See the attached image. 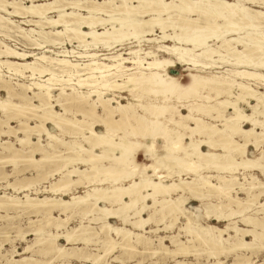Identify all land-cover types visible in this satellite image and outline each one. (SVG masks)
Here are the masks:
<instances>
[{"label":"bare ground","instance_id":"1","mask_svg":"<svg viewBox=\"0 0 264 264\" xmlns=\"http://www.w3.org/2000/svg\"><path fill=\"white\" fill-rule=\"evenodd\" d=\"M16 37L23 39V49L5 41L16 40L15 45ZM124 45L128 46L127 57L116 52ZM143 45H148L147 51ZM151 47L174 59L159 57ZM177 64L187 70H191L189 66L199 72L207 70V75L188 72L187 81L182 83L179 73H169ZM259 70H264V0H0V92L5 93V97L0 96V109L5 114L10 110L6 120L0 119V136L10 135L19 147L9 142L0 145L10 153V161L27 160L35 169L42 161L62 160L54 170L35 176L45 180L58 174L49 186L31 189L35 181L27 180L7 184L15 192L28 190L32 195L0 194V208L21 207L44 217L46 214V226L56 220L53 210L59 214L76 210L90 213L86 217L95 225L100 223L99 231H92V235L83 225L48 235L41 234V225L30 229L29 235H38L34 240L41 243L42 252H56L61 258L70 254L55 243L57 238L68 245L75 241L89 243L100 232L102 252L77 256L92 264L101 262L116 245L123 250H136L139 245L142 250H150L151 239L145 234L171 229L181 217L184 221L180 229L188 242H200L214 256L252 249L256 240L264 244V201L258 200L264 195V181L254 174L264 175V89L257 87L264 86V72ZM122 93L134 102H122ZM9 119H16L18 127L9 125ZM47 123L63 133L74 130L72 144L48 130ZM245 123L250 126L245 128ZM57 142L76 156L57 155ZM249 144L257 154L247 155ZM96 147L100 152L94 150ZM140 150L151 157L142 167L134 161ZM36 152L40 158L33 157ZM103 160L109 162L104 164ZM77 161L85 166L68 167ZM164 168L166 171L160 172ZM148 169L151 173H146ZM202 170L216 174L198 173ZM240 171L254 172L238 177L235 173ZM190 172L195 175L181 177ZM124 179H129L126 185L121 183ZM77 185L89 188L83 194H74L71 190ZM239 192L246 199L239 198ZM66 194H70L68 199L62 197ZM190 198L199 206L186 207ZM255 201L262 208L255 215H245L248 205ZM149 208L156 210L145 216ZM156 212L162 217L172 216L171 221L163 228L159 224L156 229H147ZM234 216L253 226L246 230L235 225V220L223 228L208 223ZM108 219H119L123 225H113ZM200 219L208 221L202 223ZM53 225L57 228L64 224ZM162 239L159 236V245L163 246ZM170 240L177 247L173 251L163 247L166 252L187 254L188 246L177 241L176 235ZM160 248H152V254ZM22 259L27 261L26 257ZM247 262L248 258L230 264ZM210 264L222 263L216 260Z\"/></svg>","mask_w":264,"mask_h":264},{"label":"rangeland","instance_id":"2","mask_svg":"<svg viewBox=\"0 0 264 264\" xmlns=\"http://www.w3.org/2000/svg\"><path fill=\"white\" fill-rule=\"evenodd\" d=\"M98 1H101V0H98ZM82 11H80V12L83 13ZM51 15H52V13H51ZM53 15H55V14L53 13ZM13 19L17 20V17L13 18ZM22 26L25 27L24 25H22ZM100 28L101 27H99V31H101ZM60 29H61L60 27L57 28V30H60ZM168 32H171V30H169ZM156 34L160 35L158 30L156 31ZM14 39H17V42H18L15 45H13V44L16 42V40H13V41L5 40V41L9 45H11L12 47L15 46V47H19L20 49H23L22 45L20 44V43L23 42V39L22 38H18V37L14 38ZM18 39H19V41H18ZM72 43H73V45L77 44L75 40ZM165 43L166 44H172L170 41H166ZM66 45H67L68 48H72L71 44L69 45L68 41H66ZM118 48H120V46ZM142 48L145 51H147V48H149V47H148V45H143ZM99 49H100V47H99ZM143 49H142V51H143ZM150 50L153 51V52H156L155 51V47H151ZM100 51L101 52H106L104 50H100ZM127 51H128V46L124 45V46L121 47V49H117L116 52H119L124 57H127L128 55L125 54ZM156 54H158L159 57H165V58L174 59V56L169 54V53H167V52H156ZM148 59H149V57H148ZM186 67H188V66H186ZM189 67H190L189 69H191V70L184 69L185 65L177 64L175 67H173L171 69V71H169V73L170 74H174L175 72L179 73L180 76H181V77L179 76V80L182 83H185V81H187L186 73H188V72L197 73V74L200 73L201 75H207V73H206L207 70H205L203 72H199V71L194 70V68L192 66H189ZM214 70H218L219 71L221 69H212L211 71L214 72ZM259 71L264 72V70H259ZM174 75H177V74H174ZM254 87L256 88V86H254ZM257 87H260L261 89H264V86H262L261 84H257ZM56 92L57 91H55V93ZM122 95L125 96V99L121 100L122 102H125V100L126 101L130 100V101L134 102L132 97L130 95H128L127 93H122ZM0 96L2 98L5 97V93L4 92H0ZM144 97L142 99L146 100V98H144ZM55 109L57 111H61L59 106H55ZM137 110L140 112V108H138ZM245 111L246 112H250V109L246 107ZM8 112L10 113V110H7V114H5L4 111L0 109V119L6 120V117L9 114ZM183 112H184V110H183ZM204 117H205L206 120L211 121L208 117L203 116V118ZM20 118L21 119H25L22 116ZM261 119H263V118L261 117ZM27 121H28V119H27ZM34 122L35 121L32 120V119H30L28 121V123H30V124H34ZM8 123H9V125L13 126L14 128L18 127L17 126L18 122H17L16 119H9ZM243 125H244L245 128H248L250 126L249 124H246V123L243 124ZM46 127H47L48 130L53 132L61 140L68 141V142H70L68 144H72L71 141H72V139H74V136H75L72 133V131H74V130L70 131L69 129L68 130L66 129V131L63 133V132H60V130L58 131V129H56L52 124H49V123H47ZM97 130L102 131L103 128L102 127H97ZM194 138H198V135H194ZM77 139L80 140V141L82 140L81 138H77ZM235 139L239 140L238 136H235ZM32 140H36V137L32 136ZM139 140L142 143L145 142V139H139ZM0 142L1 143L4 142V143H7V144L11 143L13 147H19L18 143L10 135H8V136L7 135H1L0 136ZM46 142H47V140L45 138H43L42 139V143L45 146H46ZM81 144L84 145L85 147H89V145H88L89 143L86 144L85 141H81ZM46 147L49 149L48 146H46ZM54 148L56 150L57 155L60 154L59 156H62V157H67V156H72V155L76 156L75 153L73 154L71 151H66V147H64L63 145H60V143H58V142L54 143ZM98 148L99 147H96L94 150H96L97 152H100V148L99 149ZM202 149L206 150V148L204 146L202 147ZM250 149H251V147H250ZM6 152L7 151H5V150L3 151V148L0 145V194H4L5 193V195L12 194V195L20 196V197H23V195H22L23 193H29V194L32 195V193H30V191H28V190L20 191L19 193L15 192L11 188V186H7V184H9L11 182H12L11 184H14V185L15 184H19V182L22 183V182L27 180V179L23 180L22 179L23 177L29 178V177L35 176L37 174V172H39V171L41 173H45L47 171L54 170L55 168H57L62 163V160H60L61 158L58 157L56 159V162L54 160H53V162H50L48 160L47 161L45 160L44 162L42 161L41 162L42 165L40 167H38V169H35L34 166L32 165V163L30 161H27V160L26 161L25 160L21 161V159H18V161L17 160L10 161L9 160L10 153H8V152L6 153ZM64 154H66V155H64ZM255 154H252V155H255ZM88 155H89L88 153L84 154L85 157H88ZM40 156L41 155L38 152H36V154L34 153V155H33V157H36V158H40ZM135 156L136 157L134 158V161L136 163L138 162L137 165H139L141 167L146 165L148 162H150V158L151 157L150 158L147 157L143 150H140L139 154L135 155ZM102 162L104 164H107L109 161L103 160ZM69 164H68V167L76 166V167L83 168L85 166L84 163H81V162H78V161L77 162H72V163H69ZM164 169H161V170H164ZM149 170L150 169H148L146 171V173L149 172ZM175 170H178V169H175ZM165 171H166V169H165ZM210 171H211V173H210ZM212 171L213 170H202V171H199L198 173L205 174V172L206 173L209 172L210 174H216L215 171H213V173H212ZM240 172L241 173H235V174L238 175V177H241L242 173H245V174L247 173L248 174V173H253L254 171H240ZM258 173L255 172V175L259 178V180L261 179V181H264V177H263L264 175H260V172H258ZM192 174L195 175L194 173L190 172L187 175H183V176L181 175V177L189 179V177H193ZM219 174H221V175H230L229 173H225V172H220ZM55 177L57 178L58 174L54 175V177H48L45 180H40L38 183L35 184V187L38 188V187H41L43 185H48L49 182L53 181L52 178H55ZM247 177H249V175H247ZM210 179L212 181H214V182L216 181V178H210ZM166 180L169 181L170 178H166ZM242 182H243V180H242ZM121 183L122 184H127V182H122V181H121ZM103 185L106 186L108 184L104 183ZM83 186L84 185H79V186L77 185L75 188H73L71 190V192L74 193V194H83L84 191L89 188V187H83ZM42 194L43 193H38L37 195L38 196H42ZM237 194H234V195H237L239 198H241L243 200L246 199V195L245 194H243L241 192H239ZM69 196H70V194H66V195H64L62 197L65 198V199H68ZM158 198H161V197H158ZM210 200L212 202L213 201L216 202L215 200H217V199L215 197H211ZM258 200L263 202L264 201V195L260 196L258 198ZM199 204L200 203L198 201H195V200L190 198L187 201V204H186L187 206L186 207L194 209V208H196V206H199ZM105 205L109 206L108 203L105 204ZM231 205H232L231 207H233V204H231ZM251 205H248L249 207L246 210L247 214L244 212L245 215H248V214H251V213L253 215H255V213H256L255 211L262 208V207H258L257 201H255L254 204H251ZM115 206L116 205H113V207H115ZM159 207H160V204H158L156 206V209H158ZM7 208H8V210H6ZM13 208H15V207H12V208H10V207L0 208V247H1L0 248V264H9V263H7L8 260H10V261L11 260L12 261L18 260L19 264H22V263L23 264H67V263L68 264H92L91 261H89V260L88 261H85V260L83 261L80 258L78 259L77 256L79 254H82V255H85V254H99V253L102 252L101 243H100L101 241H99L100 240L99 239L100 232L98 233L99 236L98 235L92 236L94 240L91 237V240H90L91 243L90 242L89 243H83L81 241H75V242H73V243L68 245V244H66L64 239L57 238L55 243L56 244L58 243L57 244L58 246L64 247L65 252L70 254V255L67 254L66 257H65V255H63V257H61V258L58 257L56 252H51L52 254L49 252L50 254L48 253V255H47V253L42 252V250H40L41 243L38 242V241L36 242V240H34V239H36L35 237H38V235L37 234L34 235V233L31 234V235L28 234L29 232H31L30 229H32L34 227H41V225H42V227H41L42 229H41L40 232H41V234L44 233L43 235H48V234H51V233L52 234L61 233V232H65V230L71 231L72 229L79 227V225H83V226L86 227L87 234L90 233L89 235H92L93 232L99 231L100 223L98 222L97 225H95L96 223L94 221L89 220L88 217H90V215H89L90 213H86L85 211L84 212H82V211L79 212V210H76L75 212L72 211L70 213H67L68 214L67 215L66 213L59 214L60 213L59 211L53 210L51 212V214L53 216H55L56 220L52 219L54 223L52 222L51 226H49V225L46 226L45 223H44L45 220H46V214H44L45 215V217H44L43 213H40V212H33V211L26 210V209L24 211V209L22 208L23 209L22 210L21 207H18V208H15V209H13ZM156 209L149 208L148 210H146L145 216H147L148 214L151 213V211L156 210ZM31 212H33V213H31ZM259 212H262V211H259ZM80 213H82V214H80ZM73 214H75V215H73ZM71 215H73V216H71ZM81 215L82 216L84 215V216L82 217ZM155 215H157V216H155ZM155 215H154L155 219H153L154 222L152 220L147 225V229H156L160 225H161L160 228H163L164 224L170 222L171 219H172V216H170V215H166L165 217H162L163 215H162L161 212H156ZM262 215L263 214H259L260 217ZM65 216L68 217L69 219L67 218V220H66ZM86 216H88V217H86ZM57 217H60L61 221ZM167 217H169V218H167ZM49 218H50V216H49ZM85 218H86V220H85ZM35 220H36V222H35ZM232 220H235L236 221L235 225H237L239 227H243V228L250 227L251 228L253 226L251 224L244 223L242 220H240V217L238 218L237 216L236 217L234 216L233 219L228 220V221L216 222L214 220H211V221L209 220L208 221L206 219H200V222L207 223V221H208V223H213V224H216L217 226L223 228L229 222L231 223ZM64 221H66V222H64ZM108 221L111 224H113V225H117V226L123 225L122 222L119 219H108ZM183 221H184V219H183V217H181V218L178 219V221H177L178 223L176 222L175 224H173V227H171V229L170 228H167V229L163 228V229H160V231H155V232L151 231V232H148V233L145 234L147 237H149L151 239L150 246L152 248H155V247L159 248V246H161V248L157 250V254L156 253L152 254V250H151L152 248L151 247H150V250L149 249L148 250H142L141 246L139 245V246H137L136 250H126V249L123 250L122 247L119 246V248H118V245H116L111 250L112 252L111 251L108 252L106 255H104L101 258V262H99L98 264H100V263H102V264H152V263L153 264H157V263L158 264H176V263H180V264H189V263L190 264L191 263L192 264H197V263L198 264H210V263L215 262L216 260H220L222 264H230V263H235V262H243V260H245L246 258H248V262H250V263L247 262L246 264H264V244L259 242L258 240L253 242V247L254 248H252V249L251 248H249V249L240 248V249H236L235 251L233 250V251H230L228 253H222V254H219L217 256H214V255H211L209 253V250L203 244H201L200 242H198V241H195V242H190L189 241L188 242V236L185 234L183 229L182 230L180 229V227L183 224ZM55 222H57V223L62 222L64 225L56 228L53 225V224H55ZM127 227H129V226L127 225ZM43 229L44 230L46 229V230L43 231ZM259 229H260V227L258 226L257 230L260 231ZM18 232H20V233L25 232L24 233L25 235L22 237L20 235V233H18ZM171 235H176L177 241L183 243L185 246H188L187 254L184 253V255H183V253H176V254L173 255V253H168V252L165 251V250L173 251L177 247L176 243L171 242V240H170V236ZM159 236H163V239L161 240V243H163V246L159 245V241H158ZM112 237L114 238V240L116 242H118V238L117 237H114V236H112ZM224 237H227V235H224ZM95 238H97V239H95ZM244 239H246L247 241H250L251 238H250V236H245ZM31 244H32V247H31L30 250H27V251L23 250V248H25L27 245H31ZM74 247H76V248H74ZM163 247L165 248V250H164ZM11 249H13V250H11ZM189 249H190V251H189ZM6 251L8 253H6ZM12 253H13V255H12ZM10 255H12V256H10ZM176 255H178V256H176ZM22 257H28L27 261L21 259ZM240 257L242 258V260H238V259H241ZM216 258H218V259H216ZM63 259H64L65 262L63 261ZM207 259H209V260H207Z\"/></svg>","mask_w":264,"mask_h":264},{"label":"crops","instance_id":"3","mask_svg":"<svg viewBox=\"0 0 264 264\" xmlns=\"http://www.w3.org/2000/svg\"><path fill=\"white\" fill-rule=\"evenodd\" d=\"M160 142H161V140H160ZM250 147H251V149H250ZM253 148V149H252ZM250 154V155H252V154H257L258 152H257V150H255V148H254V145L253 144H249L248 146H247V154ZM139 153H136V155H138ZM248 154V155H249ZM134 158H135V156H134ZM137 164H138V162H137ZM82 169V168H81ZM160 172H165V170H160ZM255 172H257V171H255ZM255 172H254V174H255ZM147 173H151V169L149 170V172H147ZM258 173V172H257ZM38 175L39 174H41V172H38L37 173ZM37 174L35 175L36 177H37ZM259 174V173H258ZM185 175V174H184ZM260 175H262V174H260ZM35 176H32V177H29V178H26V177H23L22 179H27V182H34L35 181V184L36 183H38L39 181H40V179H39V177L38 178H35ZM182 176H183V174H182ZM174 177H176V176H174ZM30 178H31V180H30ZM35 178V179H34ZM135 178H137L136 176H135ZM29 179V180H28ZM75 179V178H74ZM124 182H126L127 181V183H128V181H129V179H124L123 180ZM122 181V182H123ZM26 181H24V182H22V183H25ZM12 183V182H11ZM50 183V182H49ZM19 184H21L20 182H19ZM35 184L33 183V187L31 188V189H33V188H37V187H35ZM123 185H126V184H123ZM43 186H49V184L48 185H43ZM43 186H41V187H38L37 189H41V188H43ZM83 187H88V186H83ZM30 193H32V192H30ZM43 195V194H42ZM239 227V226H238ZM240 228H243V227H240ZM243 229H246V230H248V229H250V227H247V228H243ZM29 234V233H28ZM251 238V237H250ZM251 240V239H250ZM23 258V257H22ZM21 258V259H22ZM27 259H28V257H26ZM16 261H18V260H16Z\"/></svg>","mask_w":264,"mask_h":264}]
</instances>
